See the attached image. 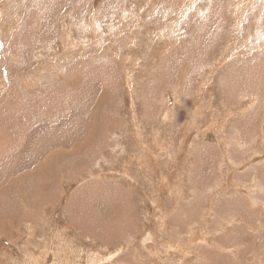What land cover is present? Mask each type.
<instances>
[{
  "label": "rangeland",
  "instance_id": "1",
  "mask_svg": "<svg viewBox=\"0 0 264 264\" xmlns=\"http://www.w3.org/2000/svg\"><path fill=\"white\" fill-rule=\"evenodd\" d=\"M0 42V264H264V0H0Z\"/></svg>",
  "mask_w": 264,
  "mask_h": 264
},
{
  "label": "water",
  "instance_id": "2",
  "mask_svg": "<svg viewBox=\"0 0 264 264\" xmlns=\"http://www.w3.org/2000/svg\"><path fill=\"white\" fill-rule=\"evenodd\" d=\"M1 48H2V42H0V50H1ZM206 138L209 140H211L212 138H214L212 135H206Z\"/></svg>",
  "mask_w": 264,
  "mask_h": 264
},
{
  "label": "bare ground",
  "instance_id": "3",
  "mask_svg": "<svg viewBox=\"0 0 264 264\" xmlns=\"http://www.w3.org/2000/svg\"><path fill=\"white\" fill-rule=\"evenodd\" d=\"M133 42V41H132ZM155 170V169H154Z\"/></svg>",
  "mask_w": 264,
  "mask_h": 264
}]
</instances>
